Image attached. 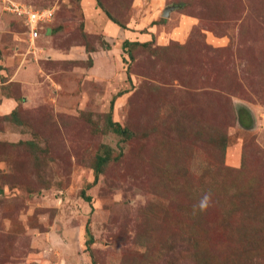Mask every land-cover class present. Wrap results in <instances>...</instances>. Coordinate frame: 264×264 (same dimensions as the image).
Here are the masks:
<instances>
[{
    "label": "rangeland",
    "instance_id": "obj_1",
    "mask_svg": "<svg viewBox=\"0 0 264 264\" xmlns=\"http://www.w3.org/2000/svg\"><path fill=\"white\" fill-rule=\"evenodd\" d=\"M79 1L0 0V264H264V0H95L96 76Z\"/></svg>",
    "mask_w": 264,
    "mask_h": 264
},
{
    "label": "crops",
    "instance_id": "obj_2",
    "mask_svg": "<svg viewBox=\"0 0 264 264\" xmlns=\"http://www.w3.org/2000/svg\"><path fill=\"white\" fill-rule=\"evenodd\" d=\"M80 10L82 13L83 26L87 32L90 30H100L104 33V37L109 40V43L105 47L99 48V50H83V56L90 59V64L87 67L92 71V74L96 76L95 69H99L101 73L105 70L111 72L114 65L117 63L118 52H123L121 48V42L123 40L131 41L132 39H126L127 33L129 30H126L125 27H121L116 23L112 22L104 13V11L96 4L95 0H80L79 1ZM150 23L149 27L151 26ZM91 28V29H90ZM94 28V29H93ZM147 29L146 32L148 33ZM149 34V33H148ZM117 38V39H116ZM120 43H119V41ZM113 42V43H112ZM94 54H98L96 58H94ZM12 56V55H11ZM67 56V54H66ZM80 57V60H83L84 57ZM1 58V57H0ZM68 58V57H67ZM72 60L71 58H68ZM14 60V56H12L11 61ZM120 61V58H119ZM4 60L0 59V75L4 74L1 72L7 71L10 73V77L7 79H3L0 76V91L3 90L4 84L9 82H17L21 87H23V80L29 78V66H25L24 68H20V65L17 64V67L14 70L4 68ZM8 65V64H7ZM16 64H11L13 66ZM96 67V68H95ZM88 70V71H89ZM108 72V73H109ZM1 95V92H0ZM17 105V100L11 96H0V111L3 113L9 114Z\"/></svg>",
    "mask_w": 264,
    "mask_h": 264
},
{
    "label": "built area",
    "instance_id": "obj_3",
    "mask_svg": "<svg viewBox=\"0 0 264 264\" xmlns=\"http://www.w3.org/2000/svg\"><path fill=\"white\" fill-rule=\"evenodd\" d=\"M8 5H12L13 7L15 6L14 3H11V4L8 3ZM8 5H6V6L8 7ZM14 9L17 10L16 7ZM50 9H51L50 7H47L45 9L43 8L42 10L41 9L40 10H38V9L37 10L30 9V10L26 11L25 12L26 16H25V18H24V20L22 22V26L24 27V30L26 29V31H27V29H28L27 25L31 21H38V24H42V23L48 21L49 20V16L51 15V10ZM17 13H21V12L17 11ZM38 26L39 25H37V27ZM37 29L38 28H34L33 26H32V28L29 27L28 38L29 37H33L34 38L36 36Z\"/></svg>",
    "mask_w": 264,
    "mask_h": 264
},
{
    "label": "trees",
    "instance_id": "obj_4",
    "mask_svg": "<svg viewBox=\"0 0 264 264\" xmlns=\"http://www.w3.org/2000/svg\"><path fill=\"white\" fill-rule=\"evenodd\" d=\"M105 15L114 23H116L117 25L123 27V25L119 24L118 22H116L107 12H105ZM134 42L133 41H128V40H123L122 43H121V48L122 49H125L127 45H132ZM141 44H145V43H141ZM89 58V57H88ZM90 61V59H89ZM116 96V95H115ZM110 104H111V101H110ZM15 108L9 113V115H12L15 113ZM110 124L113 126V130L117 133H120L121 132V129L119 128L118 124L116 122H112L110 121ZM103 161V158L102 157H98L97 158V161H96V165L100 164L101 162ZM94 177H96V170H95V174H94ZM80 196L81 198L88 202L90 197L88 195H84V192L81 190V193H80ZM85 230H86V227H85Z\"/></svg>",
    "mask_w": 264,
    "mask_h": 264
},
{
    "label": "clouds",
    "instance_id": "obj_5",
    "mask_svg": "<svg viewBox=\"0 0 264 264\" xmlns=\"http://www.w3.org/2000/svg\"><path fill=\"white\" fill-rule=\"evenodd\" d=\"M212 198L211 193H205L202 197L198 200V202L193 206V215L195 216L197 212H204L209 207L212 206Z\"/></svg>",
    "mask_w": 264,
    "mask_h": 264
},
{
    "label": "water",
    "instance_id": "obj_6",
    "mask_svg": "<svg viewBox=\"0 0 264 264\" xmlns=\"http://www.w3.org/2000/svg\"><path fill=\"white\" fill-rule=\"evenodd\" d=\"M171 7L167 6V7H164V9L162 10L161 12V15L162 16H167V11L170 9Z\"/></svg>",
    "mask_w": 264,
    "mask_h": 264
}]
</instances>
